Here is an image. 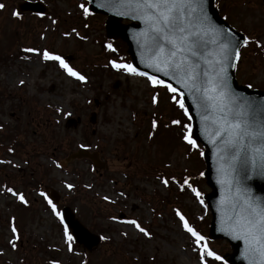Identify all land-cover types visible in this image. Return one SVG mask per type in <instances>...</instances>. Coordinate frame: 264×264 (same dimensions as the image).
<instances>
[{"label":"rangeland","instance_id":"374dc122","mask_svg":"<svg viewBox=\"0 0 264 264\" xmlns=\"http://www.w3.org/2000/svg\"><path fill=\"white\" fill-rule=\"evenodd\" d=\"M25 1L42 2L48 11L42 16L22 13L18 6ZM0 2L6 6L0 11V159H11L19 165H0V184L23 191L30 202L28 208H22L11 197L0 195V264H47L52 257L61 264H80L81 259L87 264H198L197 254L177 225L174 208L181 210L218 255L231 252L227 242L209 237L211 214L205 195L211 189L199 175L206 168L203 156L185 150L174 126L163 127L173 118L187 122L180 110L162 89L159 104L153 109L152 90L145 78L105 67L108 59L117 57L131 63L126 44L107 37V18L92 14L85 20L76 8L82 0ZM216 2L239 32L264 40L262 0ZM13 11H19L22 18L12 17ZM52 19L57 24L53 25ZM72 28L87 40L63 35ZM41 35L45 39L41 40ZM104 43H112L117 53H106ZM28 47H47L59 53L87 77V82L71 80L55 65L39 62L22 51ZM241 58L240 82L264 90V54L250 45L242 49ZM21 79L24 85L19 84ZM56 106L71 115H57L53 111ZM153 112L160 118V127L155 138L149 140ZM93 113L95 123L90 122ZM80 144L90 154H98L101 167L87 158L67 162L69 155L82 149ZM10 146L17 148L12 155L6 152ZM53 159L61 163L60 169L52 165ZM163 164L171 167L165 169ZM159 172L192 177L203 194L204 206L190 192L165 191L155 179ZM65 182L76 187L69 191L63 186ZM85 184L93 188L86 189ZM39 191L50 198L57 194L54 203L60 211L69 206L92 232L111 239L102 241L90 254L76 244L80 256L67 254L61 245L58 222L36 194ZM121 191L126 199L118 207L125 216L138 218L152 233L151 240L131 233L127 239L122 238V226L107 220V215L117 214V209L106 205L97 193L114 196ZM11 217L16 218L21 237L15 250L7 244Z\"/></svg>","mask_w":264,"mask_h":264},{"label":"snow or ice","instance_id":"6c2138e0","mask_svg":"<svg viewBox=\"0 0 264 264\" xmlns=\"http://www.w3.org/2000/svg\"><path fill=\"white\" fill-rule=\"evenodd\" d=\"M93 3L97 8L113 10L115 15L138 21L142 25L139 31L132 34L131 39L136 42L141 63L161 75L139 71L133 64L123 62L118 57L108 59L105 67L116 73L145 78L146 86L152 90L150 100L153 109L159 104L160 90H164L168 100L180 110L187 122L173 118L164 123L163 127L169 129L174 126L185 150L197 151L203 156L205 153L200 150L190 123L193 117L185 104L187 94L193 109L200 115L202 135L212 145L217 157V183L221 185L218 205L221 215L217 231L243 243L241 255L247 264H264V198L255 196L249 186V182L254 179H264V101L256 102L236 93L231 87L229 76V70L235 71L241 62L242 49L251 45L264 54V40L241 36L230 27H218L206 10L208 0H82L76 8L85 20L93 14L89 7ZM5 7L0 2V11ZM11 15L15 19L22 18L19 11H13ZM51 23L55 25L57 20L52 19ZM84 27L88 25L84 24ZM63 35L87 40L75 28ZM40 39H45V36L41 35ZM102 47L106 53H117L112 43H104ZM22 51L32 54L41 63L55 65L71 80L81 84L87 82L84 74L72 67L62 55L47 47H28ZM24 83L23 79L19 81L20 85ZM247 87L252 86L249 84ZM53 111L63 117L71 115L59 106L54 107ZM153 117L147 134L149 140L155 138L160 127V118L156 117L155 112ZM78 147L85 148V145L80 144ZM15 151L14 147L6 149L9 155ZM51 163L57 169L62 167L55 159ZM0 165L19 167L11 159H0ZM163 167L168 169L171 165L163 164ZM199 175L203 177L204 173ZM155 179L165 191L190 192L196 202L204 206L203 194L194 186L192 177L159 172ZM63 186L69 191L76 187L70 182H65ZM84 187L92 189L93 185L85 184ZM36 194L58 222L63 250L69 255L80 256L74 248L77 240L89 244L91 238L74 223L66 222L57 204L45 191ZM0 195L11 197L22 208L30 206L26 194L13 187L0 184ZM97 196L106 205L117 209V214L109 213L107 220L122 226L123 230L119 232L122 238L127 239L131 233L152 239V233L138 218L125 216L118 207L126 199L123 191L114 196L100 193ZM172 211L191 251L197 254L198 264H224V258L209 247L207 238L192 226L181 210L174 208ZM8 228L10 238L7 244L15 250L21 238L15 217L8 220ZM110 239L107 235L99 236V240L104 242ZM53 251L59 252L60 248H53ZM47 264H61V261L52 257ZM80 264H87V261L81 259Z\"/></svg>","mask_w":264,"mask_h":264},{"label":"water","instance_id":"95a60500","mask_svg":"<svg viewBox=\"0 0 264 264\" xmlns=\"http://www.w3.org/2000/svg\"><path fill=\"white\" fill-rule=\"evenodd\" d=\"M264 2V0H263ZM90 10L93 13L103 14L108 18V22L106 24V32L107 36L111 39L121 38L128 46V53L131 57L132 64L139 71H145L152 75L160 76V73L153 72L152 69L146 68L143 63L140 61V53L138 51L136 42L131 39V36L134 32L139 31V28L142 25L139 24L138 21L131 20L127 17L117 16L114 14L113 10H108L106 8H97L95 7V3L89 5ZM19 9L22 12L33 11L41 14L46 13V9L40 3L26 2L19 6ZM206 10L209 14V17L218 27L222 28H231L235 32L239 33L236 29L231 27L219 14L218 9L215 6V0H208L206 5ZM127 21V25H123L122 22ZM240 34V33H239ZM243 36L242 34H240ZM147 62V61H145ZM229 76L231 77L230 83L232 89L238 93L243 94L244 97L252 98L256 102L264 101V91L258 89H251L247 86L240 85L238 80L236 79L235 71L229 70ZM165 79H167L165 77ZM175 86V85H174ZM186 107L189 108L190 114L192 115V125L195 132V138L197 142L205 148L204 160L206 163V171L204 173V177L208 186L211 188L212 192L206 196V201L208 207L211 211L212 221L210 224V237L212 240H225L227 241L231 248L232 253L225 256V260L228 264H247L244 258L241 255L242 249L244 247L243 243L239 240H233L230 237L224 235L223 232L217 231L218 227V219L221 215V212L218 211V205L221 200V185L217 183L218 174H217V157L214 155V149L211 144L207 142V139L204 135H202L201 131V119L200 115L197 114V111L193 109L191 100L187 98L185 99ZM96 114H92L91 122L95 123ZM76 158H90L98 163L97 154L90 155L84 150H80L76 153L70 155L68 161H71ZM249 186L252 188L253 194L257 197L264 198V179H254L249 182ZM63 215L66 218V222L69 224H75L81 229L83 232L87 233V235L91 238V242L89 244H83L79 240L77 243L86 248L87 251H94L99 243V236L91 233L87 228H85L74 216L72 211L69 208H65L63 211Z\"/></svg>","mask_w":264,"mask_h":264},{"label":"trees","instance_id":"16d2710c","mask_svg":"<svg viewBox=\"0 0 264 264\" xmlns=\"http://www.w3.org/2000/svg\"><path fill=\"white\" fill-rule=\"evenodd\" d=\"M243 59V58H242ZM242 59H241V62H242ZM241 62H240V66H241ZM240 66H239V72H240ZM247 84H249V83H247Z\"/></svg>","mask_w":264,"mask_h":264}]
</instances>
